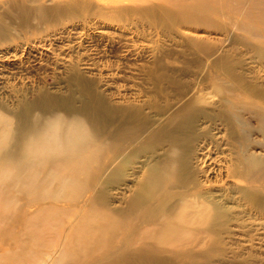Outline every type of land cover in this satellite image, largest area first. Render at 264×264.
<instances>
[{"label": "rangeland", "instance_id": "rangeland-1", "mask_svg": "<svg viewBox=\"0 0 264 264\" xmlns=\"http://www.w3.org/2000/svg\"><path fill=\"white\" fill-rule=\"evenodd\" d=\"M254 1L0 0V117L14 132L52 108L105 140L81 202L161 217L185 198L208 211L185 247L156 232L38 264H264V46L243 30L264 9ZM48 227L38 244L57 240ZM12 242L0 240V264H33Z\"/></svg>", "mask_w": 264, "mask_h": 264}, {"label": "bare ground", "instance_id": "bare-ground-1", "mask_svg": "<svg viewBox=\"0 0 264 264\" xmlns=\"http://www.w3.org/2000/svg\"><path fill=\"white\" fill-rule=\"evenodd\" d=\"M254 2L264 4V0ZM260 11L259 17L249 19V23L245 22L243 30L254 35L262 49L264 29L259 26L264 24V9L260 8ZM256 89L253 87L252 91ZM46 106L42 107L46 109ZM46 111L49 115L44 110L43 117H35L36 120L26 116L28 112L23 113L17 118V131L14 132L11 121L0 117V179L4 182L0 183V223L6 225V231L0 235L1 243L13 241L12 245L22 251L21 256H30L34 262L32 263L38 264L40 259L53 257L54 254L63 259L81 255V258L77 257L80 262L82 257L98 259L110 254L111 249L115 252L116 249L121 250V246L128 248L142 239H149L148 235L156 238V232L159 233L158 236L161 234L162 242L170 241L167 246L174 242L176 247H185L186 243L193 241L194 228L190 231L189 227L207 222L208 214L205 205L196 200L181 199L178 205L176 203L172 206L175 211L162 208L164 212H160L161 217H155L152 213L155 211H152L153 208L158 205L135 212L132 202L127 216H123V211L112 210V214L105 205L100 207L95 202L89 206L84 205L85 200L81 202L80 198L88 184L87 176L92 169L91 165L96 162L95 153L99 149H95L96 146H105V140L101 139L100 134L97 136L95 130L89 131L87 123L78 114L66 118L61 114H51L52 108ZM151 178L154 177L150 176ZM151 181L153 183L155 179L150 180V184L148 180L147 184L151 185ZM157 184L159 183L156 186ZM158 186L161 188L160 184ZM158 186L154 187L155 195ZM146 187L148 189L149 186ZM152 187L150 186V191ZM149 194L151 192L146 195ZM165 199L167 201L169 197L165 196L164 202ZM158 208L161 210V204ZM13 210L17 211L14 219L9 218ZM111 226H117V236L126 233L125 236L129 237L127 233H130L131 237L122 238L119 244L113 239L109 240L112 238ZM46 227L48 231L52 230L50 234L57 240L51 241V245L48 241L38 244L37 238L43 239ZM154 227L156 230H153ZM15 229L19 232L17 239L13 233ZM160 237L158 239L161 243ZM155 238L154 242L157 241ZM45 248L47 251H43Z\"/></svg>", "mask_w": 264, "mask_h": 264}]
</instances>
